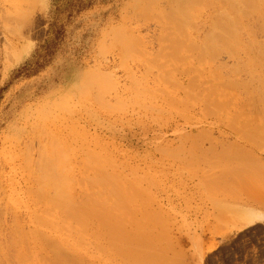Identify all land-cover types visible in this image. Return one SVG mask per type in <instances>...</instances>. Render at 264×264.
<instances>
[{"label":"rangeland","instance_id":"1","mask_svg":"<svg viewBox=\"0 0 264 264\" xmlns=\"http://www.w3.org/2000/svg\"><path fill=\"white\" fill-rule=\"evenodd\" d=\"M186 1L0 0V264H264V0Z\"/></svg>","mask_w":264,"mask_h":264},{"label":"bare ground","instance_id":"2","mask_svg":"<svg viewBox=\"0 0 264 264\" xmlns=\"http://www.w3.org/2000/svg\"><path fill=\"white\" fill-rule=\"evenodd\" d=\"M185 1V0H184ZM188 1V0H187ZM186 1V2H187ZM192 2H193V0H191ZM238 1V0H237ZM241 1V0H240ZM258 1H260L261 2V0H258ZM263 1V0H262ZM182 2V1H181ZM186 2H185V4H186ZM255 2H256V0H255ZM188 3V2H187ZM223 3V2H222ZM225 3H226V0H225ZM239 3H241V2H239ZM252 3V2H251ZM258 3V2H257ZM263 3V2H262ZM189 4L190 5H192L191 4V2H189ZM188 4V5H189ZM199 4V3H198ZM258 4H260V3H258ZM257 4V5H258ZM187 5V6H188ZM186 6V5H185ZM234 6V5H233ZM241 6H242V4H241ZM192 7H193V5H192ZM228 7H229V5H228ZM231 7V6H230ZM229 7V8H230ZM238 7H240V6H238ZM179 9H180V7H178ZM190 8V6L188 7V9ZM194 8V7H193ZM236 8V7H235ZM259 8V7H258ZM184 9V8H183ZM183 9L181 10V11H183ZM186 9V8H185ZM185 9H184V11H185ZM191 10V9H190ZM218 10H219V8H218ZM257 10V9H256ZM259 10V9H258ZM224 11V10H223ZM230 11H231V9H230ZM237 11V10H236ZM239 11V10H238ZM255 11V10H254ZM188 13H189V11H187ZM216 12V11H215ZM234 13H237V12H235V11H233ZM175 13H177V12H175ZM250 13H252V12H250ZM246 14H249V13H246ZM246 14H244V15H246ZM261 14V22H262V24H264V11H262V13H260ZM183 15H184V13H183ZM226 15V14H225ZM225 15H224V17H225ZM233 15V14H232ZM236 15V14H235ZM217 16V15H216ZM227 16V15H226ZM248 16V15H247ZM252 16V15H251ZM254 16V15H253ZM234 17V16H233ZM245 17V16H244ZM185 19L186 18H188V16L186 17V14H185V17H184ZM190 18V17H189ZM188 18V19H189ZM237 18V17H236ZM246 18V17H245ZM14 19V18H13ZM240 18H238V20H239ZM242 19V18H241ZM178 20V19H177ZM233 20V19H232ZM14 21V20H13ZM185 21V20H184ZM188 21H190V20H188ZM223 21V20H222ZM236 21H237V19H236ZM246 21V20H245ZM256 21V20H255ZM218 22V21H217ZM234 22V21H233ZM233 22H232V24H233ZM238 22H241V20L240 21H238ZM229 23V22H228ZM182 25H184L183 23H182ZM250 25V24H249ZM236 26H237V22H236ZM240 26H241V24H240ZM233 27V26H232ZM243 27V26H242ZM263 27H264V25H263ZM257 29V28H256ZM230 31L232 30L233 31V28L232 29H229ZM234 30H237V27L234 29ZM221 31V30H220ZM231 31V32H232ZM240 31V30H239ZM238 30H237V32L236 33H238L239 32ZM244 31V30H243ZM264 31V30H263ZM205 32H206V30H205ZM233 32H235V31H233ZM262 32V31H261ZM252 33V32H251ZM205 34V33H204ZM211 33H209V35H210ZM220 34V33H219ZM232 34V33H231ZM217 35V34H216ZM232 35H234V34H232ZM232 35H231V37H232ZM236 35V37H237V34H235ZM235 35L233 36L234 38H235ZM208 37V36H207ZM255 37V36H254ZM217 38V37H216ZM234 38H233V40H234ZM232 39V38H231ZM206 41H208V40H206ZM238 41V40H237ZM209 42V41H208ZM204 43H206V42H204ZM255 43V42H254ZM230 45H231V43H230ZM205 46H206V44H205ZM261 46V45H260ZM262 47V46H261ZM264 47V46H263ZM262 47V48H263ZM259 53V52H258ZM257 57V56H256ZM205 59H207V58H205ZM206 61V60H205ZM244 63V62H243ZM224 68V67H223ZM223 70V69H222ZM224 78V77H223ZM223 81V80H222ZM237 81V80H236ZM233 82H234V80H233ZM230 84V83H229ZM220 86V85H219ZM222 88V87H221ZM240 89V88H239ZM234 90V89H233ZM210 91V90H209ZM208 91V92H209ZM230 91H232V90H230ZM241 91V90H240ZM215 92V91H214ZM218 92V91H217ZM242 92V91H241ZM210 93V92H209ZM220 96V95H219ZM223 97V96H222ZM224 98V97H223ZM241 99V98H240ZM239 99V100H240ZM215 100V99H214ZM223 100V99H222ZM227 100V99H226ZM239 100H238V102H239ZM230 101V100H229ZM216 107V106H215ZM225 107V106H224ZM218 108H219V106H218ZM224 151V150H223ZM102 175V174H101ZM114 177V176H113ZM116 178H117V176H115ZM111 180H112V177H111ZM114 180V179H113ZM110 181V180H109ZM58 182V181H57ZM106 182V181H105ZM54 183V182H53ZM109 183V182H108ZM113 184H114V182H113ZM110 188V187H109ZM59 190H62V189H60L59 188ZM65 191V190H64ZM110 191V190H109ZM66 192V191H65ZM60 194V193H59ZM110 194V193H109ZM126 194V193H125ZM124 194V195H125ZM60 195H62V194H60ZM113 195V194H112ZM115 196V195H114ZM69 197H71V196H69ZM62 198V197H61ZM60 199V198H59ZM67 199V198H66ZM68 200V199H67ZM77 200V199H76ZM64 201V200H63ZM71 201H72V199H71ZM70 201V202H71ZM68 202H69V200H68ZM67 202V203H68ZM73 202V204H75V202L74 201H72ZM61 203V202H60ZM66 203V202H65ZM67 203H66V205H67ZM71 203H69L67 206H71V207H68V208H71L70 210H73V208H72V205H70ZM66 207V206H65ZM64 207V208H65ZM50 212V211H49ZM73 213L74 212H70V214L73 216ZM48 215H50V213L48 214ZM56 215V214H55ZM46 218V217H45ZM48 219V218H47ZM52 219V218H51ZM54 219V218H53ZM49 220H50V218H49ZM261 220H264V214L263 213H259V212H257V211H255V210H249V212H248V216H247V218L245 219V221L243 222V223H241V225L238 227V229H243V228H245V227H248V226H251V225H253V224H255V223H257V222H259V221H261ZM50 222V221H49ZM53 223V222H52ZM51 223V224H52ZM60 223V222H59ZM72 239V238H71ZM66 243V242H65ZM74 245V244H73ZM67 246V245H66ZM63 249V248H62ZM54 257H55V255H54ZM57 257V256H56ZM19 259V258H18ZM26 259V258H25ZM24 259V260H25ZM41 259V258H40ZM55 258H53V260H54ZM73 259V258H72ZM20 260H21V258H20ZM19 260V261H20ZM21 262V261H20ZM33 262V261H32ZM29 263H31V262H29ZM44 263V262H43Z\"/></svg>","mask_w":264,"mask_h":264}]
</instances>
